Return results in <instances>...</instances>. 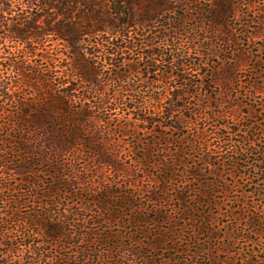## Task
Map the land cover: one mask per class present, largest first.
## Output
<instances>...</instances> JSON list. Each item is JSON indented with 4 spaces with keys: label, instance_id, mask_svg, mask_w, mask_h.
<instances>
[{
    "label": "trees",
    "instance_id": "1",
    "mask_svg": "<svg viewBox=\"0 0 264 264\" xmlns=\"http://www.w3.org/2000/svg\"><path fill=\"white\" fill-rule=\"evenodd\" d=\"M0 264H264V0H0Z\"/></svg>",
    "mask_w": 264,
    "mask_h": 264
}]
</instances>
